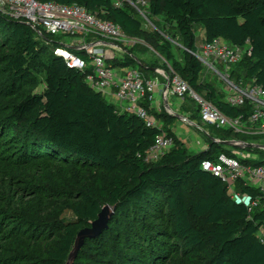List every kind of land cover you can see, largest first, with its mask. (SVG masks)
I'll return each mask as SVG.
<instances>
[{
    "label": "trees",
    "instance_id": "1",
    "mask_svg": "<svg viewBox=\"0 0 264 264\" xmlns=\"http://www.w3.org/2000/svg\"><path fill=\"white\" fill-rule=\"evenodd\" d=\"M39 1L82 5L120 25L130 37L141 39L146 32L140 13L129 3ZM147 11L150 18L163 17L175 26L174 34L165 28L161 35L154 33L157 53L172 62L167 72L171 67L225 114L238 115L242 108L225 101L226 92L207 78L194 55L199 48L198 27L205 31V43L218 38L233 46L249 43L251 55L233 67L232 78L256 79L264 86V0H148ZM38 30L41 35L30 25L0 16V41L8 51L0 52V66L11 73L0 81V92L10 98L0 107V147L7 145L11 151L0 157V173L6 177L0 191V232L8 255L0 264H12L25 255L23 251L38 256L39 264H66L77 234L98 218L104 205L113 208L108 228L86 240L74 264H264L259 237L264 209L249 212L225 183L201 166L203 160H215L221 153L234 155L215 138L248 137L210 126L209 148L191 152L173 130L176 116L159 113L146 101L161 125L151 127L137 115L119 111L86 82L92 67L70 68L54 53L66 36ZM100 39L95 34L86 37L88 42ZM42 43L53 47L42 64L45 85L38 92H22L33 81ZM176 43L182 48L180 59ZM133 47L149 50L142 43ZM75 52L88 60L84 51ZM110 64L118 69L136 67L148 79L161 76L127 47ZM194 103L189 120L198 118L202 124ZM162 132L174 138L175 146L160 160L147 162L146 154ZM62 164L79 171L49 177L47 171ZM237 190L254 197L259 193L241 182ZM193 218L205 226H197ZM34 235L52 242L26 249L19 239L27 241Z\"/></svg>",
    "mask_w": 264,
    "mask_h": 264
},
{
    "label": "built area",
    "instance_id": "2",
    "mask_svg": "<svg viewBox=\"0 0 264 264\" xmlns=\"http://www.w3.org/2000/svg\"><path fill=\"white\" fill-rule=\"evenodd\" d=\"M130 2V5L141 13L143 12L139 5H148V0ZM0 16L30 25L40 32V35L42 33L38 28L48 34L71 37L70 45H59L54 53L62 57L70 68L85 71L92 67V71L86 75V82L92 89L102 92L107 99L112 96L116 98L119 111L137 115L148 126L161 127L144 104L154 100L159 79L146 78L136 67L124 68L119 72L108 63L110 53L113 54L112 58H115L123 52L126 45L140 42L138 38L128 36L120 25L99 18L79 4L64 5L39 0H0ZM90 34H95L101 39L88 42L86 37ZM74 50L84 51V56L89 61ZM194 55L203 63L207 73L215 74L224 81L225 101L233 107L242 108L240 114H225L211 101L198 94L171 67L167 73L165 70H158L159 74H163L174 95L183 99L189 97L196 102L204 126L248 137L225 140L215 138L218 143L231 141V146L237 147L240 153H234L233 156L221 153L215 160L205 159L201 164L202 169L211 172L225 183L230 195L244 203L249 212L264 209V86L258 84L256 79L243 81L232 78L233 67L246 55H251L249 43L246 46H233L218 38L204 43ZM184 120L189 121L188 118ZM174 146V138L162 132L148 150L145 160L158 161ZM257 162L261 164L256 165ZM238 182L258 189L259 193L255 197L249 193H241L237 190ZM259 237L264 243V227L260 230Z\"/></svg>",
    "mask_w": 264,
    "mask_h": 264
},
{
    "label": "rangeland",
    "instance_id": "3",
    "mask_svg": "<svg viewBox=\"0 0 264 264\" xmlns=\"http://www.w3.org/2000/svg\"><path fill=\"white\" fill-rule=\"evenodd\" d=\"M116 2V4L124 6L126 4H130L131 2L129 0H114ZM147 7L148 5H139L140 10L143 12L141 13L137 8L133 7V9L137 10L140 15L141 18L143 19V26L144 29L146 30V32L143 35V38L138 39L140 42L142 43L143 46L147 47L149 50L148 52L144 53L138 49H135L133 46L136 44H129L126 45V47L132 51L134 54H136L137 58L144 62L147 66H153L156 67V71L158 72V70H165L167 73V68L169 66H171L172 62L167 60L166 58L161 57L156 49H155V42L157 41V38L155 37V32L159 35H161L162 32V28H165V31L169 32L170 34H174L175 31V26L171 25V24H166L164 22V18L163 17H158V18H153V17H149V13L147 11ZM156 26H159L161 29H158ZM197 33V44L199 45V47H202V45L205 43V31L202 27H198L196 30ZM166 36V34H163ZM72 41L71 37H63L60 41V45L63 44V46L65 47L66 45H70ZM176 46H178V48H175V54L176 57L178 59L181 58L182 56V51H181V47L179 44L176 43ZM42 47V54H41V58L38 59V61L34 64L33 68H34V78L31 84H28L27 86L24 87L22 92H38L41 91L44 87V83H45V77H46V71L43 68V62L47 61L50 57V53L51 50H53L52 45L50 44H46V43H42L41 44ZM0 52L6 53L7 48L3 45L2 41H0ZM117 53V52H116ZM108 63H113L114 62V58L113 54L110 53V55L108 56ZM167 67V68H166ZM118 69V68H117ZM119 70V69H118ZM163 72V71H162ZM206 72V71H205ZM159 73V72H158ZM11 73H7L6 71H3V67L0 66V81H2L3 79H5L7 76H9ZM161 75V74H160ZM206 76L208 79L213 80L216 82L217 86L224 91L225 89V83L224 81L221 80L220 77L216 76L215 74H211V73H207L206 72ZM161 80L165 81V77L163 76V74L160 76ZM1 90V89H0ZM15 97H12V99ZM179 98V97H178ZM181 100L179 101V104L183 103V98H180ZM10 100V98H6L3 97V92H0V107L3 103L8 102ZM108 101H112L110 98H108ZM195 110V103L194 101L188 100L186 102H184V106L183 108L181 107L180 109V113L179 116L180 117H184L187 116L188 119L192 118L191 113H194ZM177 117L176 121L173 125V129L174 132H176V134L178 135V137H186L187 138V143L186 146L188 147V149L193 152V153H199L201 151H203V149L207 146L209 147V141L211 140V127H207L205 128V126L203 124H200V122L197 120L198 118H194V121L192 120H184V118H180ZM193 119V118H192ZM200 124V125H199ZM14 131H11V134H13ZM254 140H260V138H252ZM218 143V142H217ZM221 144V143H220ZM228 149L234 154H238L240 153L239 149L237 147H233V146H227ZM208 149V148H207ZM248 152V151H247ZM11 155V151L9 148H7V145H2L0 147V157H5V156H9ZM72 170H70V169ZM79 171L78 169H74L72 166H68L66 164H62V165H58V167L56 168H50L47 171V174L49 175V177L55 179V177H57V175H67L69 172L73 173ZM5 176L0 173V191L3 190L5 188L4 184H5ZM55 200V199H54ZM103 208H108L110 210H113V208L110 205H104ZM71 215V212H67L65 216L69 217ZM194 223L199 226V227H204L205 224L202 220H198L196 218H193ZM28 228L26 229V232H28ZM1 235L2 233L0 232V260L2 258H6L8 255L7 253L4 251L3 249V245H5L3 239H1ZM40 236L34 235V238L29 239L27 241L21 240L20 241L24 242L22 244H24V247L26 249H28L31 246L34 247H38L41 248L45 245H50L52 240H47L45 238H39ZM25 253V255L21 256V257H16V259H13V263L12 264H39V258H37L38 256L23 251ZM19 260V261H17ZM6 264H11V262L6 263Z\"/></svg>",
    "mask_w": 264,
    "mask_h": 264
},
{
    "label": "water",
    "instance_id": "4",
    "mask_svg": "<svg viewBox=\"0 0 264 264\" xmlns=\"http://www.w3.org/2000/svg\"><path fill=\"white\" fill-rule=\"evenodd\" d=\"M175 116L180 117L179 114H176ZM214 141L217 142L215 139ZM221 144L225 146H231L233 143L231 141H223L221 142ZM112 215L113 210L103 208L100 214L98 215V218L91 222L90 226L85 227L79 231L75 240V244L71 253L69 254V258L66 264H74L79 251L82 249L87 239H92L96 237L98 234L102 233L108 228Z\"/></svg>",
    "mask_w": 264,
    "mask_h": 264
},
{
    "label": "crops",
    "instance_id": "5",
    "mask_svg": "<svg viewBox=\"0 0 264 264\" xmlns=\"http://www.w3.org/2000/svg\"><path fill=\"white\" fill-rule=\"evenodd\" d=\"M118 71L122 72L123 70L119 69ZM158 79H159V86H158L157 92L155 93L154 100L151 103L152 108H154L159 113L165 112L168 114H172L174 116L176 114H179L181 107L183 108L184 102H186V101L183 100V103L179 104V101L181 99L172 93V90L170 89L169 84L167 83V80L162 81L161 78H158ZM110 98L112 100L110 102L117 105V107L119 108V103L116 100V98H114L113 96ZM187 116H184V117L187 118ZM179 138L183 142L187 143L186 137L183 136V137H179ZM203 150H207V146Z\"/></svg>",
    "mask_w": 264,
    "mask_h": 264
}]
</instances>
